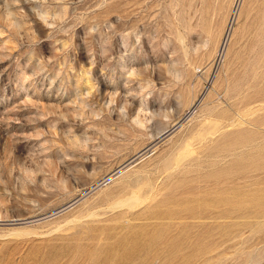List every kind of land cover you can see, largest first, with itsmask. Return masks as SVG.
Here are the masks:
<instances>
[{"label": "rangeland", "instance_id": "1", "mask_svg": "<svg viewBox=\"0 0 264 264\" xmlns=\"http://www.w3.org/2000/svg\"><path fill=\"white\" fill-rule=\"evenodd\" d=\"M0 264H264V0H0Z\"/></svg>", "mask_w": 264, "mask_h": 264}]
</instances>
